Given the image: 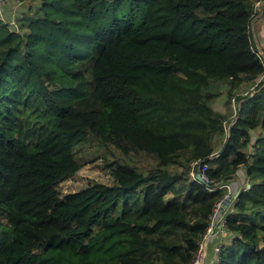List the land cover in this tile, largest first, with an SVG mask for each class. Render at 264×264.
I'll return each instance as SVG.
<instances>
[{"label":"trees","instance_id":"obj_1","mask_svg":"<svg viewBox=\"0 0 264 264\" xmlns=\"http://www.w3.org/2000/svg\"><path fill=\"white\" fill-rule=\"evenodd\" d=\"M257 1L57 0L55 17L24 13L21 33L0 23V264H53L62 252L91 264L93 251L99 264H190L234 176L242 188L224 218L236 236L215 264H264ZM221 84L237 104L229 122L211 107ZM246 84L253 91L234 95ZM91 140L151 163L113 160L110 182L62 192Z\"/></svg>","mask_w":264,"mask_h":264},{"label":"rangeland","instance_id":"obj_2","mask_svg":"<svg viewBox=\"0 0 264 264\" xmlns=\"http://www.w3.org/2000/svg\"><path fill=\"white\" fill-rule=\"evenodd\" d=\"M51 3L54 5L43 6L41 0H23V1L7 0L6 4L4 5L5 10L2 13V17L4 20L0 21V23L4 24L3 22H5L7 23L10 30L16 32L18 31V33H21L18 20L21 19L24 13H34V11L44 8L49 16L55 17L52 14L56 11L55 10L51 11V9L48 7H53V6L57 7L59 4L61 5V3L60 2L57 3V0L51 1ZM120 4L121 3L119 2V5ZM260 10L261 7L258 8V11ZM251 21H252L251 28L253 33L256 35L257 43L260 47L262 46L264 47V23H263L264 21L262 17L259 16L258 12L255 15V17L252 18ZM258 34H261L259 35L260 36L259 38H258ZM81 52L85 53L87 52V50L79 51L80 55H82ZM260 80H263V77L260 78ZM254 87L255 85L253 84L242 85L241 87L235 90L234 95H238V96L244 95L246 93L253 91L252 89ZM228 89L229 87L226 84H221L218 86L217 90L219 91V96L211 102V107L213 111L221 112L222 114L228 115L227 119L229 122L230 118H232L235 115V112L237 111V104L233 99L230 101L229 104H227ZM256 134L258 135L259 132H256ZM254 136L256 135L254 134ZM211 142L214 151H218L221 148L222 139L214 138L213 140H211ZM252 142H254V140ZM77 156L79 157L80 160L81 159L86 160L87 163L74 176L60 183V190L62 192H72V191L80 190L93 181H99L104 183L110 182V177L104 164L113 160H119L122 162L130 163L132 165H137L139 168L146 167L151 163V160L148 158H142L140 156H134L132 154H130L127 157H124L119 151L115 150L113 147L110 146L107 149L104 147H99V144L93 140L81 145ZM233 194L235 195L236 193L233 192ZM213 242L214 240L211 241L208 247V258L212 253L210 245H212ZM108 244H111V242H107V243L99 242L96 247L100 245L107 246ZM69 258H70L69 255H67L65 252H62L59 254H54L52 261H55V263L53 264H67ZM101 259H102V255L100 251L91 252V258H90L91 264H99Z\"/></svg>","mask_w":264,"mask_h":264},{"label":"built area","instance_id":"obj_3","mask_svg":"<svg viewBox=\"0 0 264 264\" xmlns=\"http://www.w3.org/2000/svg\"><path fill=\"white\" fill-rule=\"evenodd\" d=\"M6 2L7 0H0V21L4 20L2 17V13L5 10L4 5L6 4ZM263 6H264V0H259L254 3L252 18L255 17L257 12L259 13V16H261V10L258 11V8L261 7L262 9ZM251 22L252 21H250L248 25V33L254 44L255 53L260 59L264 67V50H263L264 47L261 45L263 47L262 48L258 45L257 40H256V35L253 33L252 28H251ZM259 35L261 34H258V38L260 37ZM217 154H218V151H214L211 156L216 157ZM191 167H192L190 171L191 177H195V175L199 172L201 177L205 179V176H204V171L206 170L205 166L201 167L200 163L194 162L191 164ZM244 186H245L244 187L245 190L250 188L249 183L245 184ZM241 188L242 186L240 187V189ZM218 189H226V195L220 201L216 203L215 207L212 210V213L209 215L208 226L206 227V230L202 236V240L199 244V248L197 252L195 253L194 257L192 258L190 264H215L217 262V257L219 255L222 244L226 241H231L236 236L235 234H232L227 230L226 221L224 218L225 214L221 211V204L224 199H229L230 201H233L237 193L240 191V189L239 191H237L235 195L231 191L228 183H221L218 186ZM212 240H214L212 245H210L212 253L210 257L208 258V247Z\"/></svg>","mask_w":264,"mask_h":264},{"label":"crops","instance_id":"obj_4","mask_svg":"<svg viewBox=\"0 0 264 264\" xmlns=\"http://www.w3.org/2000/svg\"><path fill=\"white\" fill-rule=\"evenodd\" d=\"M264 23V22H263ZM242 178H239L237 176H234L229 182V186L232 192L237 193V191H239L240 187L242 186ZM248 182L245 180V182L243 184H247ZM232 201H230L226 206L225 209L223 211V213L225 214L226 212H229L232 209Z\"/></svg>","mask_w":264,"mask_h":264},{"label":"water","instance_id":"obj_5","mask_svg":"<svg viewBox=\"0 0 264 264\" xmlns=\"http://www.w3.org/2000/svg\"><path fill=\"white\" fill-rule=\"evenodd\" d=\"M195 177H196L197 180H199V181H203V178L201 177V175H200L199 172L196 174ZM229 202H230L229 199H224V200H223V202H222V204H221V211H222V212L224 211L225 206H226Z\"/></svg>","mask_w":264,"mask_h":264}]
</instances>
